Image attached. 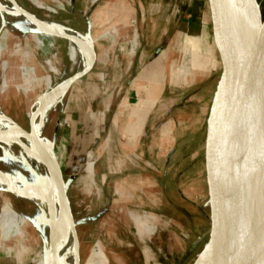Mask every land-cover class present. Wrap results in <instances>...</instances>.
I'll list each match as a JSON object with an SVG mask.
<instances>
[{"label":"rangeland","instance_id":"obj_1","mask_svg":"<svg viewBox=\"0 0 264 264\" xmlns=\"http://www.w3.org/2000/svg\"><path fill=\"white\" fill-rule=\"evenodd\" d=\"M14 1L27 13L41 20L67 28L70 32H74V29L82 33L85 31V22L78 16L79 10L96 2L98 6L95 8L102 11L105 5L120 2L125 5V11L115 12L110 18L102 17L101 25L111 26L120 22L126 7H131L136 10H132L128 23L135 29L138 38L142 29L140 20L147 19V16L144 14L146 12L138 10L137 5L161 2V49L164 53L161 52V127L165 125L170 130L165 136L166 143L161 152V174L164 167L166 175L165 178L161 175L159 207L147 199L148 190L142 184L141 177L133 178L132 175H137V172L131 170L117 174L116 157L110 155V149L101 151L100 147L95 149V154L82 157L93 160V169L67 170L71 165L69 159L74 156L66 154L62 136L68 128L69 115L75 116L74 112L81 108L84 95L78 96L79 86L93 82V73L74 82L65 91L58 108L44 110L42 117L45 118V124L39 134L49 139L50 142L45 141L53 150L63 172L78 239V264H85L91 249H98L106 264H173L172 248L199 167L211 94V81L203 73L200 40L196 37L198 12L195 0ZM257 1L264 15V0ZM72 9L76 10L73 15ZM200 10L203 13L209 63L215 68L224 58L220 46L222 21L218 4L216 0H200ZM1 22L0 12V92L3 93L6 87L4 77L12 82L7 86L6 95L0 96V113L27 131L32 105L39 97L48 94L73 75L79 56L70 41L51 36L53 33L35 30L26 20H11L6 32ZM98 29L99 26L93 32ZM116 30L114 26L109 28L108 38L112 40L114 36H119ZM120 40L126 39L119 36ZM189 40L195 41L193 48L187 44ZM89 47L93 50L92 41H89ZM185 47L189 48L186 55ZM35 78L38 79L37 83ZM107 81L104 79L101 84L105 85ZM89 89L86 99L95 97V102L107 99L103 102H109L111 108H116L127 92L124 87L119 91H108L106 95L95 92L93 86ZM138 96L135 95V98ZM53 142L54 147L51 144ZM2 148L0 146V169L7 176H12L13 182L10 180V184L23 189L24 185L38 179L39 172L31 174L24 168H18L17 163L5 158ZM1 211H5V214L14 212L15 217L14 220L4 218L7 226L0 229V264H48L47 219L38 211L35 202L0 189ZM134 213L138 216L137 220L131 218ZM71 240L69 235L66 250Z\"/></svg>","mask_w":264,"mask_h":264},{"label":"water","instance_id":"obj_2","mask_svg":"<svg viewBox=\"0 0 264 264\" xmlns=\"http://www.w3.org/2000/svg\"><path fill=\"white\" fill-rule=\"evenodd\" d=\"M195 3L196 37L211 94L199 167L172 248L173 264H246L264 231L263 15L257 0H224L220 40L224 58L212 68L200 0ZM51 36L78 40L76 35ZM94 61L93 52L90 65L60 86L68 89L90 71ZM28 133L32 134L31 122ZM51 163L61 223L49 227L48 264H58L56 238L69 223L78 264V239L66 182L54 157Z\"/></svg>","mask_w":264,"mask_h":264},{"label":"crops","instance_id":"obj_3","mask_svg":"<svg viewBox=\"0 0 264 264\" xmlns=\"http://www.w3.org/2000/svg\"><path fill=\"white\" fill-rule=\"evenodd\" d=\"M96 6L98 3L94 2L79 10L78 16L85 22V31L82 33L72 30L76 36L92 41L95 61L86 74L93 73L94 81L79 86L78 96L84 95L81 108L74 112L75 116L69 115L68 128L65 134L61 135L66 154L74 156L69 159L71 165L67 170L73 172L93 169V160L82 157L95 154L100 147L101 151L104 148L110 149V155L116 157L117 174L131 170L137 172V175H132L133 178L141 177L142 184L148 190L147 199L159 207L161 175L163 178L166 175L164 167L161 174V152L166 143L165 136H168L170 130L165 125L161 127V2L137 5L138 10L146 12L144 14L147 16V19L140 20L142 29L139 38L134 33L135 29L128 23V17L132 15V10L136 9L126 7L120 22L103 27L102 17L110 18L115 12L125 11V5L120 2L107 4L103 7V13L101 9H96ZM71 12L73 15L76 10L72 9ZM98 26L99 29L93 32ZM113 26L117 28L116 33L120 38L126 40L119 41V36H114L112 40L108 38V30ZM39 39L41 40V37ZM0 77L2 79L1 75ZM3 79L6 87L3 93L0 92V96L6 95L7 86L12 82L5 77ZM104 79H108L105 85L101 84ZM34 81L37 83L38 79L35 78ZM91 86L98 94L106 95L108 91H119L123 87L127 92L116 108H111L109 102H103L107 99H101L103 101L99 102H95V97L86 99V93L91 90ZM135 95L139 96L135 98ZM44 139L50 142L48 138ZM102 142L104 144H101ZM51 144L54 147L55 142ZM175 180L173 176V182Z\"/></svg>","mask_w":264,"mask_h":264},{"label":"bare ground","instance_id":"obj_4","mask_svg":"<svg viewBox=\"0 0 264 264\" xmlns=\"http://www.w3.org/2000/svg\"><path fill=\"white\" fill-rule=\"evenodd\" d=\"M216 2L218 4V11L222 21L224 0H216ZM0 12L2 13L1 27L2 26L4 27L3 31L5 32L11 20L18 21L20 19H23L26 20L28 23L32 24L35 30L61 34L64 36L76 35L74 32H70L67 28L46 22L44 20H41L33 16L30 13H27L23 8L17 5V3L14 0H0ZM262 17H263V25H264V15ZM30 26L31 25H29V27ZM77 38L78 40L75 39L74 41H70L71 44L76 47L79 56L76 60L77 67L75 69V72H73V74L83 71L90 65L92 60V53H93L92 52L93 50H91V48L89 47L88 40H85L81 37H77ZM194 43L195 41L192 42L189 40L187 44H190L191 48H193L195 45ZM188 50L189 48L185 47V51H184L185 55L187 54V52H189ZM66 90L67 89H65L64 87L58 86L53 90L51 89L48 92V94L39 97L37 101H35V103L31 107L32 109L29 110V115H30L29 122H31L32 124V134H29L28 130L27 131L24 130L17 124L13 123V121L10 118L0 113V146L3 147L2 149L4 151L5 158H7V160H9L10 162L12 161V163H17L18 168H24L28 170L31 174L37 172L40 173L38 179L35 182L33 181L32 183L24 185L23 189L20 188L18 189L16 186L10 184L9 182L10 180L13 182V179L11 178L12 176L11 175L7 176V174L0 169V187H1L0 189L4 191L6 190L7 192H11L12 190L11 193L16 194L23 200L29 202H35L38 211H40L42 215L47 219L48 231L51 224L58 225L61 223L59 201L57 197V189L55 186V175L53 174V167L51 163V157L52 158L54 157L55 159L56 157L51 147L46 143L45 139L41 137V135L39 134V130L45 124L44 123L45 118L42 117L44 110L45 109L55 110L56 108H58ZM27 209L30 208L28 207ZM36 215L38 216V214ZM6 217L10 218L11 220H14L15 213L13 212V213L5 214V211L0 212V229L2 230L5 229V227L7 226V224H5V219H4ZM137 217L138 216L135 213L131 214V218L133 220H137ZM9 224L10 223H8V225ZM69 235H71L72 240L70 247L68 248V250H66V243H67V239L69 238ZM55 244L59 257L58 264H77L76 253H75L76 246L72 236V223L67 224V226H65V228H63L59 232ZM68 259L69 261L67 262ZM263 263H264V231L261 234L255 246L253 247V249L251 250L246 264H263ZM85 264H106V263L103 262L102 256L101 254H99L98 249L97 250L91 249Z\"/></svg>","mask_w":264,"mask_h":264}]
</instances>
